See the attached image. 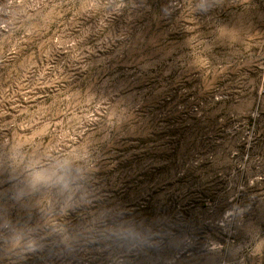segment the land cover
Returning a JSON list of instances; mask_svg holds the SVG:
<instances>
[{"label":"rangeland","instance_id":"rangeland-1","mask_svg":"<svg viewBox=\"0 0 264 264\" xmlns=\"http://www.w3.org/2000/svg\"><path fill=\"white\" fill-rule=\"evenodd\" d=\"M94 7L0 0V146L88 152L111 200L170 220L182 246L135 264H264V0Z\"/></svg>","mask_w":264,"mask_h":264},{"label":"clouds","instance_id":"clouds-1","mask_svg":"<svg viewBox=\"0 0 264 264\" xmlns=\"http://www.w3.org/2000/svg\"><path fill=\"white\" fill-rule=\"evenodd\" d=\"M106 8L112 0H93ZM223 0H187L193 12L207 13ZM175 6V5H174ZM87 155L47 152L7 142L0 146V264H24L42 254L50 264L101 258V264H135V259L183 238L170 220L146 218L110 199ZM15 210L17 215L13 217ZM76 215L75 223L68 217ZM173 257L157 255L154 264Z\"/></svg>","mask_w":264,"mask_h":264}]
</instances>
